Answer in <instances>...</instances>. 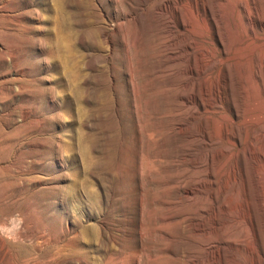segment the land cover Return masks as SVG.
I'll use <instances>...</instances> for the list:
<instances>
[{
	"label": "rangeland",
	"instance_id": "374dc122",
	"mask_svg": "<svg viewBox=\"0 0 264 264\" xmlns=\"http://www.w3.org/2000/svg\"><path fill=\"white\" fill-rule=\"evenodd\" d=\"M245 26L264 0H0V264H264Z\"/></svg>",
	"mask_w": 264,
	"mask_h": 264
},
{
	"label": "bare ground",
	"instance_id": "6f19581e",
	"mask_svg": "<svg viewBox=\"0 0 264 264\" xmlns=\"http://www.w3.org/2000/svg\"><path fill=\"white\" fill-rule=\"evenodd\" d=\"M191 11H193V10H191ZM190 13H192V17H194V13L193 12H190ZM196 22H197V26L200 27L198 21H196ZM215 29H216V26L210 24L209 30H211V35L214 37L213 38L214 39L213 41H214V44H216L215 47H217L219 51H223V50H221L220 45H219V42L216 39L217 36H216V33H215ZM244 30H245L246 33H251V35L248 37L249 39L252 40L251 41V44H250V48H251V50L253 52L252 55H251V57H250V59H251L250 60V63H252L254 61L255 62V65H257L260 70L261 69L263 70L264 69V55H263V53H264V49H263V47H264V41L261 38H259V33H258V31L256 30L255 27L247 28L245 26L244 27ZM262 33L263 34H261V35H264V32H262ZM258 39L260 41V44H257L255 46H252V44L255 43V42H257ZM252 56H253V59H252ZM247 72H248L247 75L251 79L252 87L255 90L256 88L259 87V82L260 81H263L264 75L263 74L257 75L253 71V67H252L251 64L247 67ZM219 75H222V74H219ZM254 78L257 79V80H255ZM214 94H215L214 95L215 96V102L217 104L224 105V102H223L224 99H225L224 92L221 89H217V90L214 91ZM255 112H256L257 116H259V117L262 116V115H264V104L258 103L257 106H255ZM222 117H223V120L224 121H227V120H231L233 118V115L231 113H229V114L224 115ZM222 132H223V130H222ZM235 142H236V140H235ZM232 145L235 146V143L232 142Z\"/></svg>",
	"mask_w": 264,
	"mask_h": 264
}]
</instances>
